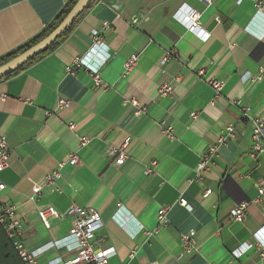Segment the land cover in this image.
<instances>
[{
  "label": "crops",
  "instance_id": "obj_1",
  "mask_svg": "<svg viewBox=\"0 0 264 264\" xmlns=\"http://www.w3.org/2000/svg\"><path fill=\"white\" fill-rule=\"evenodd\" d=\"M69 1L0 0V58L38 36ZM259 1L264 8L263 0H211L210 6L200 0H97L55 50L0 81V137L10 151L9 168L0 172L7 187L0 208H17L21 241L29 251L64 239L73 222L64 217L46 226L39 211L52 207L64 214L78 205L100 213L104 227L95 244L117 251L108 264H264L258 247L241 259L231 254L253 243V233L264 224V197L257 188L264 180V154L252 158L253 125L242 111L264 114ZM190 9L201 14L208 40L189 30L184 18ZM95 31L114 53L101 72L104 87H96L84 69L67 71L91 49ZM133 54H140L139 63L123 78ZM213 79L225 82L218 95L209 84ZM164 84H173V93L163 98ZM60 99L71 102L67 110H57ZM138 108L144 113L137 114ZM82 136L92 139L85 147ZM109 146L124 148V165L113 163ZM211 147L217 150L213 165L198 176ZM72 152L80 164L66 165L56 186H46L47 175ZM153 163L154 172L146 175ZM182 198L189 208L180 204ZM242 203L249 204L248 218L239 223L232 211ZM163 209L166 225L159 220ZM190 231L198 252L179 259L182 235ZM74 255L47 248L38 264H64L55 261Z\"/></svg>",
  "mask_w": 264,
  "mask_h": 264
},
{
  "label": "built area",
  "instance_id": "obj_2",
  "mask_svg": "<svg viewBox=\"0 0 264 264\" xmlns=\"http://www.w3.org/2000/svg\"><path fill=\"white\" fill-rule=\"evenodd\" d=\"M206 6L211 5V0H200ZM242 0H237L240 3ZM264 1V0H263ZM258 10L263 11V2H258ZM179 14V13H178ZM200 18L201 14L198 11L190 9L187 11L186 17L184 18L187 21L189 30L193 33L198 34L203 40H208L210 34L205 33L200 27ZM218 23L220 19L217 18ZM132 23L137 24L138 19L133 17ZM108 24H105L107 27ZM93 45L91 49L84 55L76 58L74 64L67 68V71L70 73L75 72L78 69H84L89 72L92 77L96 87L106 86L101 77V72L103 67L114 57V53L111 52L108 45L102 41L100 38L99 32L95 31L93 33ZM171 56L168 55L162 60V64L165 65L171 60ZM140 60V54L131 55L125 65L124 72L122 77H129L132 72L137 67ZM203 74L201 71L200 75ZM250 78V75H244L243 80ZM260 79V76L258 77ZM178 80V79H177ZM210 86L214 89L216 95H218L225 86V82L222 80L213 79L209 82ZM173 93V84H164L159 89L160 97H168ZM134 106H138L136 101H131ZM71 105V102L66 99H60L58 101L57 110L64 111L67 110ZM243 118L249 119L253 125L252 130V151L251 156L254 159H257L260 155L264 154V114L263 116H253L250 113V109L247 107H242ZM137 114H143L144 109L138 108L136 111ZM192 117L195 119L198 117V113H193ZM70 128L74 129L75 125L70 124ZM228 135L233 136L235 129L234 127H228ZM168 135L171 136V133L167 131ZM91 137L82 136L80 138L81 147H85L91 142ZM225 139H220V143L224 142ZM216 147H211L209 151L203 156L200 164L197 168V174L202 175L204 172L210 169V166L213 165L214 156L216 155ZM9 147L6 137H0V172H3L9 168ZM107 154L112 158L113 163L117 166H122L128 159V155L125 152L124 148H117L114 146H109L107 149ZM80 156L77 152H72L69 155V159L66 162L61 163L59 169L49 173L46 178V186H56V182L62 175V170L66 165L77 166L80 164ZM155 163L147 167L145 170L146 175H151L154 172ZM6 185L0 183V197L2 193L6 190ZM258 192L260 197H264V180L260 181L257 185ZM180 204L189 208L186 199H180ZM257 202V201H255ZM248 205L247 203H242L238 205L232 211V218L239 222L244 223L248 218ZM262 212L264 215V205L262 206ZM167 209H163L160 213L159 220L163 224H167L168 220L166 218ZM39 216L42 222L46 226L62 220L64 217H69L73 220L71 228L67 237L59 241L50 243L45 247L36 250L29 251L21 241V222L17 218V208L15 206H7L0 208V224L5 230L7 236L12 241L13 246L21 259L23 264H38V257L41 252L47 248H58V249H67L74 250L75 255L72 259L68 261H63L61 258L57 259L55 263L64 264H108V262L115 257L117 251L114 246H109L105 248L97 247L95 244V239L97 233L104 227V222L100 213L95 209H87L80 207L78 205H72L66 211V213L61 214L56 209L50 207L44 210L39 211ZM158 230L154 232L146 233L148 235L156 234ZM134 236V235H133ZM253 243L245 242L240 244L236 249L232 251L233 259H241L247 253H249L254 247H258L262 251L264 257V224L253 233ZM71 246V247H69ZM198 252L197 240L194 231H190L182 235L181 238V253L179 259H183L187 256L194 255ZM136 251H133L131 257H134ZM209 264H219V263H209Z\"/></svg>",
  "mask_w": 264,
  "mask_h": 264
},
{
  "label": "trees",
  "instance_id": "obj_3",
  "mask_svg": "<svg viewBox=\"0 0 264 264\" xmlns=\"http://www.w3.org/2000/svg\"><path fill=\"white\" fill-rule=\"evenodd\" d=\"M97 0H92L87 8L81 13V15L76 19L74 24L54 43L52 44L48 49H46L42 54L35 57L31 61H29L24 66L18 68L17 70L13 71L10 75H8L5 78L7 79L14 77L18 75L19 73L25 71L32 65L36 64L37 62L44 59L48 54H50L53 50H55L60 44H62L69 35L73 32V30L76 28V26L79 24V22L82 20V18L85 16L87 11L89 10L90 6L95 3ZM78 0H70L65 7L62 9V11L57 15V17L54 19L52 23H50L44 30L36 36L34 39L30 40L28 43L23 45L22 47L18 48L17 50L9 53L8 55L0 58V66L11 61L15 57L19 56L26 50L30 49L43 39H45L47 36H49L59 25L60 23L65 19V17L69 14V12L73 9V7L76 5ZM0 79V81L2 80ZM0 264H23L21 259L19 258L12 241L7 236L5 230L3 229L2 225L0 224Z\"/></svg>",
  "mask_w": 264,
  "mask_h": 264
},
{
  "label": "water",
  "instance_id": "obj_4",
  "mask_svg": "<svg viewBox=\"0 0 264 264\" xmlns=\"http://www.w3.org/2000/svg\"><path fill=\"white\" fill-rule=\"evenodd\" d=\"M92 0H78L73 9L60 23V25L45 39L26 50L19 56L15 57L11 61L0 66V79L7 77L13 71L24 66L35 57L42 54L52 44H54L76 21L81 13L87 8L88 4Z\"/></svg>",
  "mask_w": 264,
  "mask_h": 264
}]
</instances>
